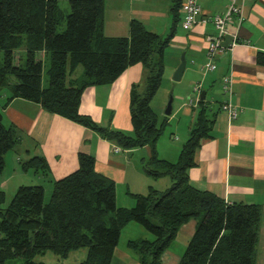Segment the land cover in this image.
<instances>
[{
    "label": "trees",
    "instance_id": "trees-1",
    "mask_svg": "<svg viewBox=\"0 0 264 264\" xmlns=\"http://www.w3.org/2000/svg\"><path fill=\"white\" fill-rule=\"evenodd\" d=\"M60 0H0V91L9 88V100L23 98L45 109L90 127L123 149L144 145L151 156L142 168L153 178L169 175L172 185L164 191L150 187L148 194L133 193L132 208L118 207L116 182L96 170L91 154H79V167L53 182L49 200L44 184L21 185L6 205L0 190V264L21 257L24 264H46L36 256L52 251L63 259L80 248L88 255L80 264H111L122 228L135 221L155 239L135 240L142 264H161L162 253L180 226L198 219L193 237L180 264H255L262 209L259 204L228 203L218 194L195 188L188 170L195 165V152L202 138L210 135L214 119L206 100L200 99L197 119L173 163L159 157L157 142L167 119L158 125L151 101L162 83L165 50L180 21L183 0L173 3L171 33L162 37L139 19L130 21L128 36L104 32L105 0H69L65 14ZM65 21L66 26L59 30ZM46 55L48 84L43 86ZM256 61L264 65V52ZM143 63L150 69L145 93L132 89L131 119L134 135L100 126L80 112L84 90L90 85L113 83L129 66ZM82 66L83 80L71 79ZM0 109V174L6 155L19 140L18 128L6 126ZM45 171L40 156L22 163L23 170ZM57 264H64L59 262Z\"/></svg>",
    "mask_w": 264,
    "mask_h": 264
},
{
    "label": "crops",
    "instance_id": "crops-1",
    "mask_svg": "<svg viewBox=\"0 0 264 264\" xmlns=\"http://www.w3.org/2000/svg\"><path fill=\"white\" fill-rule=\"evenodd\" d=\"M200 4L206 14L225 13L228 1L200 0ZM172 7L171 0H105L104 32L108 36H128L130 21L136 18L149 30L166 37L172 31ZM244 14L245 19L240 25L235 20L230 23V33L223 41L224 45H228L237 34L239 43L229 52L221 54L216 69L209 71L206 69V37L216 34V28L210 22H199L192 29H185L180 11L181 19L175 25L172 40L165 50V59L169 57L174 77L182 55L186 58V68L180 79L185 81L182 89L186 91L184 98L188 102L184 112V135L173 139L172 132L169 136L162 134L156 148L160 158L173 163L178 161L200 108L199 104H191L189 99L194 95V87H200L201 92H206L208 114L215 121L210 135L202 138L196 149L195 165L188 170L190 183L197 189L218 194L228 203L261 206L255 264H264V65L256 61L257 53L264 52V0H244ZM45 62L48 63L46 55ZM228 74H233L234 78L232 101L241 107L234 121H230L228 113L221 108L226 98L223 78ZM149 75L148 66L136 63L111 84L86 87L80 112L90 116L100 126H109L133 136L132 89L145 93ZM71 79L83 80L82 66L75 70ZM173 81L178 82L174 78ZM47 84L48 79L43 76V86ZM11 95L9 88L0 91L4 124L15 125L19 133V140L6 155V166L0 174V190H4L6 195L9 191L15 193L21 185L44 184L50 197L53 182L79 167L81 152L93 155L96 170L115 180L118 207L132 208L135 205L133 193L123 195L119 188L132 177L139 179L145 176V183L158 191L172 185L169 175L153 178L144 174L142 160L151 156L148 145L114 152L115 143L98 131L53 113L37 102L23 98L9 100ZM165 118L167 127L169 118ZM34 156L46 160L45 171L22 169V163ZM128 186L132 188L130 181ZM137 192L147 194L149 191L144 187ZM197 224L198 219L191 218L180 226L174 240L162 253L161 264H180ZM154 239L155 236L141 224L128 222L121 230L111 264H142L140 254L129 244L135 240ZM87 255L88 248H80L72 251L66 259L52 251L37 255L35 259L46 264H80ZM45 257L44 261L42 258Z\"/></svg>",
    "mask_w": 264,
    "mask_h": 264
},
{
    "label": "built area",
    "instance_id": "built-area-1",
    "mask_svg": "<svg viewBox=\"0 0 264 264\" xmlns=\"http://www.w3.org/2000/svg\"><path fill=\"white\" fill-rule=\"evenodd\" d=\"M227 10L225 13L206 14L200 4V0H183L181 13L182 26L185 29H192L199 22L212 23L216 28V34L207 35V55L208 63L206 69L213 71L217 67V59L221 54L229 52L236 44L239 43L237 34H234L233 41L224 45V38L230 33L229 26L234 20L240 25L245 19L244 0H227ZM233 74H228L223 78V91L226 95L225 100L221 104V108L228 113L230 121L238 118L241 107L232 101L233 96ZM201 89L194 87V95L190 97L191 104H199ZM197 96V97H196ZM195 97L196 101L192 98ZM124 149L115 144L114 152H121Z\"/></svg>",
    "mask_w": 264,
    "mask_h": 264
},
{
    "label": "rangeland",
    "instance_id": "rangeland-1",
    "mask_svg": "<svg viewBox=\"0 0 264 264\" xmlns=\"http://www.w3.org/2000/svg\"><path fill=\"white\" fill-rule=\"evenodd\" d=\"M60 7L63 9L65 14H68L70 12V4L69 0H60L59 1ZM66 26L65 21L60 25L59 30H63ZM3 60V55L2 52H0V64ZM170 59L167 57V60L165 59V70L164 74L162 77V83L160 86L159 92L154 95L151 105L155 110L156 114V119L158 124H161L164 120V117L169 118V125L166 127L164 130L163 135L169 136L170 133H174L173 139H180L181 135H184V125H185V106L187 105V101L185 100V95L186 91L183 88V84L185 81L180 80L178 82L173 81V74L171 73V66H170ZM47 69H48V63L45 62L43 66V76L44 78L48 79L47 75ZM172 96V114L166 116V109L169 103V100ZM168 97V98H167ZM170 97V98H169ZM197 97V96H196ZM166 98L168 99L167 102ZM184 98V99H183ZM194 101H196V98H192ZM166 142V139L164 143ZM144 171V170H143ZM146 175V173L144 172ZM129 178V175H128ZM146 177L142 176L139 177H132L131 179H128L127 183H123L122 185L119 186L121 193L123 195H127L128 192L130 193H138L137 191L140 189H143L145 187L146 190L149 191V188L151 187L150 184L145 183L146 182ZM132 184V188L128 186V183ZM143 194V193H142ZM148 194V193H147ZM14 196V193L8 192L7 193V201L6 205L12 200ZM46 200H49V195H46ZM40 257V256H39ZM41 258V257H40ZM44 261L46 260L45 258H42ZM6 264H24V260L21 257H16L9 259Z\"/></svg>",
    "mask_w": 264,
    "mask_h": 264
},
{
    "label": "water",
    "instance_id": "water-1",
    "mask_svg": "<svg viewBox=\"0 0 264 264\" xmlns=\"http://www.w3.org/2000/svg\"><path fill=\"white\" fill-rule=\"evenodd\" d=\"M185 68H186V58H185V55H182L181 63L178 66L177 70L175 71V74H174V77H173L175 81H179L182 78V75H183V73L185 71ZM205 98H206V92L203 91L200 94V99L205 100ZM171 112H172V96H171V98L169 100V103H168V106H167V109H166V114L170 115Z\"/></svg>",
    "mask_w": 264,
    "mask_h": 264
}]
</instances>
